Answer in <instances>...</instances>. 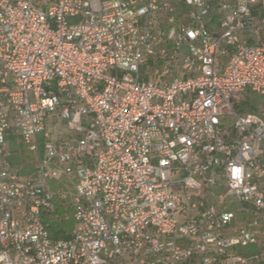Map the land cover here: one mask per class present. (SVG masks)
<instances>
[{
	"label": "built area",
	"instance_id": "built-area-1",
	"mask_svg": "<svg viewBox=\"0 0 264 264\" xmlns=\"http://www.w3.org/2000/svg\"><path fill=\"white\" fill-rule=\"evenodd\" d=\"M248 90L264 96V0H0V264H264Z\"/></svg>",
	"mask_w": 264,
	"mask_h": 264
},
{
	"label": "rangeland",
	"instance_id": "rangeland-1",
	"mask_svg": "<svg viewBox=\"0 0 264 264\" xmlns=\"http://www.w3.org/2000/svg\"><path fill=\"white\" fill-rule=\"evenodd\" d=\"M153 64L154 63L152 62V60H150L148 63V65L150 66ZM152 79L156 81L158 80V77L154 76V78ZM243 95L245 99H241L240 101H238L237 99L233 100V104L237 110H242L245 106H248V110L252 112H258L259 110H264V96L255 94L251 92L250 90L245 92ZM232 119L233 118L229 117L228 121L231 122ZM32 154L29 150L21 146L20 156L22 157V163H18L17 168H16V172L20 176H25L28 173L34 171L35 162L31 161ZM13 164H16V163L13 162ZM50 187L53 190V192L56 194L57 198L59 197V194L63 192L70 193L73 191V187H74L73 177L72 176L70 177L61 176L60 179L58 180L50 181ZM58 201L60 202V199H58ZM67 207H68L67 202L65 204H63V202L60 204V208L57 212V216L55 217L56 218L55 222H58L60 220H68L67 225L71 229L73 227V219L68 218V216H70V209ZM229 209L235 210L238 219H241L243 217L242 212L237 210L236 203L229 204ZM261 246L262 248H264V236L261 237ZM247 249L254 250L256 249V245H249Z\"/></svg>",
	"mask_w": 264,
	"mask_h": 264
},
{
	"label": "trees",
	"instance_id": "trees-1",
	"mask_svg": "<svg viewBox=\"0 0 264 264\" xmlns=\"http://www.w3.org/2000/svg\"><path fill=\"white\" fill-rule=\"evenodd\" d=\"M8 146H9L10 150L12 151V155L10 157V160H11L12 164H13V162L16 163L13 165H15L17 168L18 163H22V157L20 156L21 146L23 148L27 149L26 143L21 136H19L17 134H12L8 137ZM31 154H32V152H31ZM31 161L35 162L34 154H32ZM34 170H35V166H34ZM67 222H68V220H60L58 222H53L50 225V230H51L52 236L54 238H67V237H69L70 227L67 225ZM239 251L241 253H246V250H243V249H239Z\"/></svg>",
	"mask_w": 264,
	"mask_h": 264
},
{
	"label": "crops",
	"instance_id": "crops-1",
	"mask_svg": "<svg viewBox=\"0 0 264 264\" xmlns=\"http://www.w3.org/2000/svg\"><path fill=\"white\" fill-rule=\"evenodd\" d=\"M10 163H11L12 169H13L14 171H16V166L12 164L11 160H10ZM35 165H36V161H35ZM239 249L246 250V253H241V252L239 251ZM257 249H258V247H257V245H256V249H254V250H249V249H247V247H245V248H237L236 250H237V252H239V253H241V254L249 255V254H251V253L256 252Z\"/></svg>",
	"mask_w": 264,
	"mask_h": 264
}]
</instances>
